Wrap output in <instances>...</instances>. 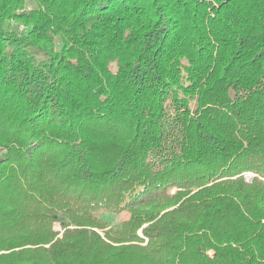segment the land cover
Wrapping results in <instances>:
<instances>
[{
  "label": "trees",
  "instance_id": "trees-1",
  "mask_svg": "<svg viewBox=\"0 0 264 264\" xmlns=\"http://www.w3.org/2000/svg\"><path fill=\"white\" fill-rule=\"evenodd\" d=\"M0 264H264V0H0Z\"/></svg>",
  "mask_w": 264,
  "mask_h": 264
},
{
  "label": "rangeland",
  "instance_id": "rangeland-1",
  "mask_svg": "<svg viewBox=\"0 0 264 264\" xmlns=\"http://www.w3.org/2000/svg\"><path fill=\"white\" fill-rule=\"evenodd\" d=\"M245 178H246V180L249 181L251 179V176L250 175L249 176L247 175V176H245ZM170 192L171 193H175L176 192V189L175 188H170ZM128 217H129V214L127 212H121L119 215L114 216V222L115 223H118L121 220L128 219ZM53 229L55 231H61V222H59V221L58 222H55L54 225H53Z\"/></svg>",
  "mask_w": 264,
  "mask_h": 264
},
{
  "label": "water",
  "instance_id": "water-1",
  "mask_svg": "<svg viewBox=\"0 0 264 264\" xmlns=\"http://www.w3.org/2000/svg\"><path fill=\"white\" fill-rule=\"evenodd\" d=\"M252 177V175H250ZM250 178V177H249Z\"/></svg>",
  "mask_w": 264,
  "mask_h": 264
}]
</instances>
